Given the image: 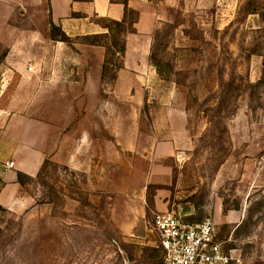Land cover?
Returning a JSON list of instances; mask_svg holds the SVG:
<instances>
[{
    "label": "rangeland",
    "instance_id": "rangeland-1",
    "mask_svg": "<svg viewBox=\"0 0 264 264\" xmlns=\"http://www.w3.org/2000/svg\"><path fill=\"white\" fill-rule=\"evenodd\" d=\"M248 1L154 0L159 18L151 34H126L132 50L141 46L147 55L137 70H125L123 60L99 96L70 91L73 127L90 130L105 154L77 168L65 154L49 155L39 173L24 177L18 210L0 208V264H150L145 248L159 247L151 222L166 211L187 223L212 217L227 248L264 264V20L247 14ZM252 1L264 13V0ZM54 18L51 0H0V113L32 115L39 95L49 104L55 67L73 65L56 52H80L85 44V35L53 40ZM89 19L105 32L101 17ZM128 141L146 154L156 142L158 155L162 143L173 149L145 182L151 217L141 237L119 232L113 219L121 210L112 205L123 197L106 186L107 151ZM134 174L138 182L140 169ZM158 193L168 200L165 210L154 209ZM110 235L118 241L110 244Z\"/></svg>",
    "mask_w": 264,
    "mask_h": 264
},
{
    "label": "crops",
    "instance_id": "crops-1",
    "mask_svg": "<svg viewBox=\"0 0 264 264\" xmlns=\"http://www.w3.org/2000/svg\"><path fill=\"white\" fill-rule=\"evenodd\" d=\"M129 6L139 12L138 22L134 26L136 33L151 34L159 18L154 0H129ZM51 9L54 20L69 36L99 33L97 26L93 27L95 24L89 19L92 15L120 20L125 13L124 4L118 0H51ZM74 12L82 16L72 17ZM131 41L133 39L127 35L124 68L135 71L140 66L139 58L144 59L147 55L141 46L132 50ZM79 50L80 52H56L58 57H66L73 65L64 66V72L63 68L55 67L53 77L48 83L52 91L51 96L47 97L49 104L46 105V101L39 95L31 105L32 115L18 112L0 113V205L10 211L16 212L21 205V189L24 184L19 181V174L35 176L40 172L47 156L57 158L65 154L64 162L72 168H77V162L85 161L88 164L90 155L98 154L102 157L106 152L104 144L93 140L90 130L81 125L76 124V128L72 125L74 92L72 95L70 91L80 90L78 93L81 97L82 91H95L96 96H99L103 87L102 65L105 48L83 44ZM115 85L121 88V80L115 82ZM117 144L121 145L119 142ZM160 145L159 142L153 143L149 154H146L140 150L141 146L135 143L132 145L128 141L122 148L109 147L108 150L113 152L107 151L109 157H103L107 164H111L107 189L118 197H123V204L112 205L115 212L121 210L113 220L119 232L127 237H141L147 229L151 215L148 216L147 213L145 182L153 175L152 169L158 165L157 162L161 163V157H172L173 151L170 143L165 142L162 143L163 148L158 155ZM145 149L146 147H143V150ZM7 162H14V166L7 167ZM146 167L148 171L143 170ZM137 168L140 169V177L138 175V182H135L134 172ZM165 168L169 172L170 166ZM120 174L123 179L118 180ZM160 196L162 195L158 193L154 198V209L165 210L168 200L160 199Z\"/></svg>",
    "mask_w": 264,
    "mask_h": 264
},
{
    "label": "built area",
    "instance_id": "built-area-1",
    "mask_svg": "<svg viewBox=\"0 0 264 264\" xmlns=\"http://www.w3.org/2000/svg\"><path fill=\"white\" fill-rule=\"evenodd\" d=\"M6 166L13 167L14 162H7ZM151 226L163 250L158 264H254L240 248L225 246L218 238L212 217L187 223L174 211L159 212Z\"/></svg>",
    "mask_w": 264,
    "mask_h": 264
},
{
    "label": "trees",
    "instance_id": "trees-1",
    "mask_svg": "<svg viewBox=\"0 0 264 264\" xmlns=\"http://www.w3.org/2000/svg\"><path fill=\"white\" fill-rule=\"evenodd\" d=\"M119 3L124 4L125 13L122 19L116 20L109 17H101L106 23L102 25V28L105 32L93 33L85 35L83 39L85 44L102 46L105 48V58L102 65V82H106L107 79H116L118 71L123 68V60L126 52V34L129 32H136L135 24L138 22L139 12L129 6V0H119ZM247 14L258 15L262 20H264V13L260 11L259 7L256 6V3L252 0H249L246 5ZM80 13H72V17H81ZM50 31L51 38L53 40L70 42L71 37L62 29L61 26L55 24L52 19L50 20ZM120 60L119 63L117 60ZM150 59H154V53L151 54ZM263 82L259 80L256 84H251V86H258ZM24 177H27L22 173L19 174V181L21 184H25L26 181ZM1 208V205H0ZM114 235L107 236L110 244L116 243L117 238L113 237ZM121 250L127 252L129 261L134 260V253L129 251V245L124 241L120 244ZM147 251H152L150 264L160 263L163 259V250L162 248H145ZM129 251V255H128ZM162 251V252H161Z\"/></svg>",
    "mask_w": 264,
    "mask_h": 264
}]
</instances>
